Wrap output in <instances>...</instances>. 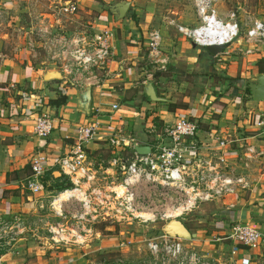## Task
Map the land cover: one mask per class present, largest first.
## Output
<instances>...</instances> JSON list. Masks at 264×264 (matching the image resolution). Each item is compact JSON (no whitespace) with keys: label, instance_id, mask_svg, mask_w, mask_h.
I'll return each instance as SVG.
<instances>
[{"label":"crops","instance_id":"0c3cea01","mask_svg":"<svg viewBox=\"0 0 264 264\" xmlns=\"http://www.w3.org/2000/svg\"><path fill=\"white\" fill-rule=\"evenodd\" d=\"M58 1H74L80 9V17L90 21L93 31L113 32L112 57L106 67L108 75L102 77L99 84L90 86L89 113L81 112L78 94L84 87L77 89L69 86L58 67L45 61L42 54L34 58L27 51L24 38H18L20 42L12 47V51H7L5 45L10 35L4 28L29 24L28 3L27 0H0V12L6 16L5 21H0V220L10 221L21 216L35 222L31 231L21 235L2 254L3 264H79L80 256L71 253L75 252L74 249L57 251L45 226L52 223L51 219H59L51 212L50 203L53 201L55 206L63 201L57 197L64 191L74 192L71 191L72 183L60 173L55 159L70 151L78 126L94 121L99 123L100 131L96 139L86 146L93 160H108L112 156L106 140L114 130L125 131L139 146H144L151 141L152 137L147 133L151 126L160 130L162 126L174 124L180 117L196 121L200 129L195 138L197 148L192 162L202 160L215 167L228 165L235 176H245L249 183V189L245 191L216 199L217 210L208 224L212 225L213 231L208 240L227 233L237 222L252 225L264 235V134L256 126L257 118L264 114V102L254 101L248 88L249 81L261 75L259 67L264 66V53L246 55V45L241 41L226 47L216 58L195 49L202 69L208 61L216 59L212 66L214 70L207 72L211 74L209 77H205V71L204 74H192L188 59L183 72L176 60L183 55L181 53H190L185 50L187 40L168 22L173 20L195 27L198 21L195 17V25H186L189 20L181 11L169 10V15L163 19L164 25L159 30L153 29L160 32L161 38L165 37V42H170L172 52L170 57L161 52L160 58L166 64L159 69L147 59V42L152 30L145 31L155 15V0H124L129 3V9L121 20L108 10L117 0ZM225 2L231 5V0H216L214 4L220 19L227 13L220 10V5ZM102 7H106V11ZM237 16L242 22L240 18L243 15L237 12ZM145 38L147 42L143 41ZM177 41L181 49L174 46ZM145 58L151 67L142 64ZM222 62H229V71L235 73L233 78H237L233 84L236 87L234 96H224V91L220 92V89L225 86L213 83L216 66L220 67ZM209 65L211 67L212 64ZM48 71H58L61 79L45 81ZM156 72L161 75L155 76ZM179 75H183L184 79H179ZM195 76L207 78L210 89L203 91L205 87H200L192 90L189 79ZM147 83H152L156 97L162 101L152 102L146 97L144 86ZM52 101L58 104H50ZM113 105L118 106V111L111 110ZM168 107L174 111H169ZM40 108H45L57 119L55 129L46 140L36 137L33 132V117ZM224 139L231 143L220 148L218 143ZM248 148L257 157L244 168V154ZM35 153L48 156L46 172L42 177L44 190L38 195L25 188V182L31 175L29 159ZM68 183L72 185L70 189L65 187ZM75 194L78 195L77 192ZM61 204L65 214H69L68 203ZM193 233L196 237L185 240V245L203 252L207 248V231L203 226H197ZM242 258L249 259V262H244ZM236 264H264V249L242 250L236 256Z\"/></svg>","mask_w":264,"mask_h":264},{"label":"built area","instance_id":"2783aa9c","mask_svg":"<svg viewBox=\"0 0 264 264\" xmlns=\"http://www.w3.org/2000/svg\"><path fill=\"white\" fill-rule=\"evenodd\" d=\"M215 1L191 0L198 21L195 27L184 26L173 20L168 23L179 35L202 49L221 46L224 50L232 43L241 41L246 45V55L264 53V22L253 17H247L240 22L237 10L228 11L220 19L215 9ZM27 3L29 24L17 26L13 32L17 39L26 40L27 51L34 58L42 54L45 61L58 67L66 83L73 88L82 89L99 84L102 77L108 75L106 67L112 57L113 32L93 31L90 21L80 17L79 8L74 1L27 0ZM161 42L160 32L152 30L147 42V59L159 69L166 64L160 58ZM1 59L0 55V62ZM111 110L118 111V106L113 105ZM97 113H100L99 110ZM56 120L45 108H40L33 117L35 136L46 140L55 129ZM256 126L264 134V114L257 118ZM99 131L100 125L97 121L78 126L70 151L55 159L60 173L72 183L74 189L71 191H77L80 195L79 198L71 196L62 201L70 207L73 206L72 201L81 206L80 215L71 214L72 219L78 220L76 226L82 224V221L89 222L87 218L94 221H106L108 218L117 224L125 220L133 222L140 219L137 214L143 207L137 186L141 179L157 185L159 183L160 186L168 184L184 188L185 178L189 177L191 183L198 186L195 190L204 199L212 198L213 195L216 198L233 196L238 191L249 189L248 178L235 176L232 170L226 171V165L215 167L202 160L192 162L197 148L195 138L199 132L196 121L180 117L174 124L165 125L160 130L151 126L147 133L152 138L144 145L148 148V153L144 155L136 152V148L140 146L131 135L123 130H114L106 140L112 154L108 160H93L87 152V144L96 139ZM230 143L224 139L218 144L220 148H224ZM244 155V168H247L248 162L257 155L250 148L245 150ZM29 160L31 175L25 182V188L31 194L38 195L44 190L42 177L46 172L48 156L35 153ZM219 160L223 162L221 158ZM112 178L108 183L107 179ZM193 189L194 187L190 188ZM53 203H50V209L54 217L64 219L62 204L56 209ZM34 225L35 222L21 216L10 221L0 220V264H3L2 254L21 235L31 231ZM76 226L70 230L74 235L78 230ZM45 227L55 245L69 241L66 237H61L64 232L61 223H50ZM184 241L163 234L160 242L149 244V264H212L203 255L184 245ZM215 241L228 245L229 264H236V256L242 250L264 249V235L252 225L240 222L232 224L229 231L215 237ZM242 260L249 262V259ZM111 264L124 263L117 261Z\"/></svg>","mask_w":264,"mask_h":264},{"label":"rangeland","instance_id":"374dc122","mask_svg":"<svg viewBox=\"0 0 264 264\" xmlns=\"http://www.w3.org/2000/svg\"><path fill=\"white\" fill-rule=\"evenodd\" d=\"M155 1L157 5L154 10L155 15L153 16L151 25H148L147 30L145 31L150 32V30L153 29L159 30V28L164 25L163 19L169 15V10L181 11L184 17L189 20L186 25L196 24L195 11L191 0ZM102 9L103 11H106V7H102ZM220 10L227 12L230 10H237L238 15H243L240 19L245 20L247 16H251L263 20L264 22V0H231V5L228 2L222 3V5H220ZM5 20L6 16L2 13L0 15V21ZM19 26L23 27L24 24ZM15 27L16 26L14 25H8L4 28V31L10 35L9 42L5 45L8 49L7 51H12V47H14L16 43L20 42L17 38H15L16 33H13ZM171 31L174 32L173 30ZM145 39L143 41L147 42V38ZM162 39L161 52L170 57L172 53L170 49V42H165L164 36H162ZM186 43L188 45L185 50L190 53H186V55L181 53V55H183L176 60L177 66L182 68L184 72L187 66L186 63L188 59H190L188 63L190 64V68H192V74L200 72L204 74L205 71V77H209L211 74H208L207 72L212 73V70H214L212 66L216 59L208 61V64H205L207 68L204 67V69H202L203 67L201 66L200 60L196 58L195 49L199 53L206 52L205 49L194 46L192 42L188 40ZM174 46L178 49L182 48L178 46V41L175 42ZM188 46L193 48L188 49ZM192 62L196 63L194 64ZM142 64L146 66L148 65L146 58ZM209 64H212V68ZM229 65V62H222L220 67L216 66L217 70H215L214 73L215 77L213 79V83L225 86L221 87L220 92H222V90L225 91L228 86H232L236 83L235 80L237 78H233L235 73H231V71H229ZM148 67L151 66L148 65ZM178 77L179 79H184L183 75H179ZM205 77H190L189 80L192 82L191 85H193L191 86V88H193L192 90H198L200 87H205L203 91L210 89L206 80L207 78ZM226 166V171L231 170L228 165ZM111 180H113V178L107 179V182L110 183ZM139 182L140 183L137 186V193L143 207L140 210V219L134 220L133 222L125 220L117 224L115 221H111L108 218L106 221H101V219L94 221L87 218L89 222L82 221V224L76 226L78 220L72 219L71 214L74 215L77 213L80 215L82 208L79 204H77V202L72 201L73 206L69 207L71 210L70 214H65L64 219L60 218L50 220L52 223L62 224L64 232H62L61 237H66L67 240H69L67 243L56 245L58 248L57 251L65 252L66 249H74L75 252L71 253L73 256H76L77 254L80 256L78 260L79 264H111L117 261L123 262L124 264H149L151 256L149 244L160 242L161 236L164 234L162 232L164 224L171 219H176L181 221L192 232L195 231L197 226H203L207 231L208 237L205 241L207 248L203 252L194 249L197 254L203 255L212 264H229L230 253L228 245L224 242L215 241V238H210V240H208L211 236L210 233L213 231V227H211L212 225L208 224L212 222V219L214 218L213 213L217 210V205L215 203L217 199L216 196L213 195L212 198L208 197V199L202 198V196H200V192L195 190L198 186L192 184L191 178L189 177L185 178L186 186H184V188L183 186L181 188L178 185H175L176 187L168 186V184L160 186L159 183L158 185L155 183L153 184L151 182H146L144 179H141ZM191 187H194V189L190 190ZM73 189L74 187L72 190ZM72 196L76 195L72 194ZM76 197L79 196L77 195ZM61 202L55 204L56 209H59ZM186 205H188V207H186V209H182L183 211L181 210L180 213L174 211L180 207L185 208ZM169 211H173L175 213L177 212V214L175 216H173V214L169 215ZM75 226L78 227V230L74 235L70 232V230ZM81 226H83V229H81ZM46 254L48 255V253Z\"/></svg>","mask_w":264,"mask_h":264},{"label":"water","instance_id":"95a60500","mask_svg":"<svg viewBox=\"0 0 264 264\" xmlns=\"http://www.w3.org/2000/svg\"><path fill=\"white\" fill-rule=\"evenodd\" d=\"M129 9V3L124 0H117L109 7V13L116 17L118 20L123 19ZM223 50L221 46H208L205 51L211 56L219 54ZM60 80L61 75L58 71H48L44 76L45 81ZM250 97L257 102H264V73L260 76L253 78L248 83ZM90 91L91 88L86 86L78 94V108L81 112L89 113L90 111ZM144 93L146 97L152 102H160L162 99L156 97L152 83H147L144 86ZM138 154H147L148 148L140 146L136 148ZM162 232L169 237L180 238L182 240H192L196 234L189 230L181 221L171 219L164 224Z\"/></svg>","mask_w":264,"mask_h":264},{"label":"trees","instance_id":"16d2710c","mask_svg":"<svg viewBox=\"0 0 264 264\" xmlns=\"http://www.w3.org/2000/svg\"><path fill=\"white\" fill-rule=\"evenodd\" d=\"M259 73L260 74H263L264 73V66H260L259 67ZM155 76H159V75H161V74H159L158 72H156L155 74H154ZM234 91H236V87L234 86V85H232V86H228V88H226V90L223 92V95L224 96H234V94L236 93V92H234ZM50 104H58V102H50ZM168 109H169V111H174L173 110V108H171V107H168ZM198 124V123H197ZM163 127V126H162ZM157 128H159L158 126H157ZM198 128L200 129V127H199V124H198ZM71 184H66V189H70L71 188Z\"/></svg>","mask_w":264,"mask_h":264},{"label":"bare ground","instance_id":"6f19581e","mask_svg":"<svg viewBox=\"0 0 264 264\" xmlns=\"http://www.w3.org/2000/svg\"><path fill=\"white\" fill-rule=\"evenodd\" d=\"M173 184H174V183H173ZM173 184H172V185H173ZM122 190H125V189H122ZM75 192H77V191H75ZM75 192L70 193L69 191H65V192H63L62 194H60V196H58L57 198L65 199V198H68L69 196H72V194L76 195ZM120 192H122V191L120 190ZM77 194H78V196L80 197V195H79L78 192H77ZM79 197H78V198H79ZM57 198H56V199H57ZM191 201H192V199H191ZM187 207H188V205H187ZM185 208H186V207H185ZM182 209H184V207H180L179 209H175L174 211H177L178 213H180V211H181ZM182 211H183V210H182ZM177 212L175 213V212H173V211H169L168 214H169V215H170V214H173V216H175V215L177 214ZM140 214H141V213H138L137 216L139 217ZM171 217H172V216H171Z\"/></svg>","mask_w":264,"mask_h":264}]
</instances>
